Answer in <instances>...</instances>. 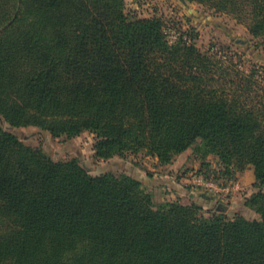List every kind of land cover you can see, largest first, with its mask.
Masks as SVG:
<instances>
[{
  "label": "trees",
  "instance_id": "obj_1",
  "mask_svg": "<svg viewBox=\"0 0 264 264\" xmlns=\"http://www.w3.org/2000/svg\"><path fill=\"white\" fill-rule=\"evenodd\" d=\"M180 1L244 23L264 54V0ZM163 27L124 0H0V264H264V81ZM2 121L91 132L102 159L191 149L206 179L249 168L258 216L157 202L140 178L54 160Z\"/></svg>",
  "mask_w": 264,
  "mask_h": 264
},
{
  "label": "rangeland",
  "instance_id": "obj_2",
  "mask_svg": "<svg viewBox=\"0 0 264 264\" xmlns=\"http://www.w3.org/2000/svg\"><path fill=\"white\" fill-rule=\"evenodd\" d=\"M124 3L125 12L130 15L160 17L164 21L163 30L169 42H172L171 38H177L181 33L184 36L188 32L191 40L201 50L215 52L227 60H232L246 71L254 65L256 75L264 81V68L261 65L264 63V54L261 47L256 45L258 38L248 31L244 23L231 15L215 11L195 1L187 5L180 0H124ZM2 125L15 133L23 143L43 149L54 160L76 158L92 174L103 172H112L117 175L122 172L132 174L140 178L154 193V199L157 202L179 199L185 203L192 201L200 203L199 196L192 199L189 191L185 190L184 186L190 185L187 190H195L204 197H209L211 204L203 207L205 211H208L214 206L219 208L220 205L228 203L238 191V196L249 192L245 188L242 177L246 170L226 180L224 176L217 180L210 178L222 185L235 184L234 190L228 195L223 193L218 196L210 190H204L195 183L194 178L202 175L205 178V175L198 173L197 170L204 168L201 171H206L207 166L202 167L201 159L195 157L191 149L178 154L170 164L165 165H154L153 160L142 153H128L124 156L102 159L94 155L95 135L91 132L83 131L77 136L67 138L52 136L49 132L33 125L11 126L5 121H2ZM206 160L209 162L208 169H220L215 156L209 155ZM211 172L208 170V173ZM211 176L212 174L209 175ZM239 212L247 218L258 216L255 211L246 207Z\"/></svg>",
  "mask_w": 264,
  "mask_h": 264
},
{
  "label": "crops",
  "instance_id": "obj_3",
  "mask_svg": "<svg viewBox=\"0 0 264 264\" xmlns=\"http://www.w3.org/2000/svg\"><path fill=\"white\" fill-rule=\"evenodd\" d=\"M246 173L242 176L244 178V185L246 190H249V192L244 193L242 196H238L237 193L239 194V191L229 200L228 203L224 204V211L228 214V215H232L236 212H239L242 208H245V198L246 196L253 190V185H252V174H251V170L249 168L245 169ZM185 188V187H184ZM186 191H189V196L194 199L197 198L196 196H199V198H201V201L199 204L203 205V207H205L206 205L211 204L210 203V199L205 198L200 192H196L195 190H187L185 188ZM206 202V203H204ZM243 206V207H240ZM247 208V207H246ZM249 209V208H248Z\"/></svg>",
  "mask_w": 264,
  "mask_h": 264
},
{
  "label": "built area",
  "instance_id": "obj_4",
  "mask_svg": "<svg viewBox=\"0 0 264 264\" xmlns=\"http://www.w3.org/2000/svg\"><path fill=\"white\" fill-rule=\"evenodd\" d=\"M176 38H171L170 40L173 42ZM195 183L200 185L204 190H210L216 195L225 194L228 195L229 192H232L235 188V184L229 183L227 185H222L219 182L213 179H206L203 176H196L194 178ZM219 196V195H218Z\"/></svg>",
  "mask_w": 264,
  "mask_h": 264
}]
</instances>
